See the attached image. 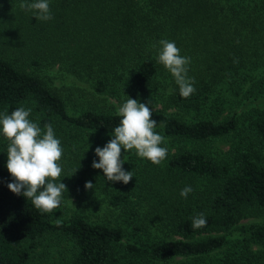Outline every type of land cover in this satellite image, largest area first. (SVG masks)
<instances>
[{
	"label": "trees",
	"instance_id": "trees-1",
	"mask_svg": "<svg viewBox=\"0 0 264 264\" xmlns=\"http://www.w3.org/2000/svg\"><path fill=\"white\" fill-rule=\"evenodd\" d=\"M22 2L0 0V114L23 106L51 124L62 198L99 192L117 219H56L12 193L0 134V264H27L50 234L70 244L59 264H264V0H49V21ZM161 40L190 58L188 98L158 62ZM128 98L161 104L151 119L168 154L160 165L121 154L125 185L91 160L121 119L105 103ZM236 134L222 161L192 146ZM199 213L207 224L194 229Z\"/></svg>",
	"mask_w": 264,
	"mask_h": 264
},
{
	"label": "clouds",
	"instance_id": "clouds-1",
	"mask_svg": "<svg viewBox=\"0 0 264 264\" xmlns=\"http://www.w3.org/2000/svg\"><path fill=\"white\" fill-rule=\"evenodd\" d=\"M20 8L32 12L36 20L53 19L49 0H34L31 3L24 0ZM159 44L158 62L174 77L180 95L183 98L190 97L196 91L194 79L188 77L190 58L181 56L175 42L161 40ZM149 104L150 101L145 104L128 98L117 109L116 114L121 119L114 129L113 138L103 148L95 149L99 162L94 160L92 167L102 170L108 181H122L127 185L133 178L132 171L123 169L122 149L124 152L135 150L138 157L154 165H160L166 159L168 150L160 146L165 143V138L154 131L157 122L151 119ZM30 113L31 109L26 110L21 106L10 115L0 114V134L9 141L6 167L13 178L7 187L12 193L31 200L37 210L52 213L60 207L62 194L67 191L65 184L56 182L62 174L60 161L63 148L52 125L46 124L42 131L37 123L29 119ZM93 187L90 181L86 182V190H92ZM192 191L191 186H185L180 195L186 198ZM206 224L203 213L192 219L194 229Z\"/></svg>",
	"mask_w": 264,
	"mask_h": 264
},
{
	"label": "rangeland",
	"instance_id": "rangeland-1",
	"mask_svg": "<svg viewBox=\"0 0 264 264\" xmlns=\"http://www.w3.org/2000/svg\"><path fill=\"white\" fill-rule=\"evenodd\" d=\"M57 81L58 79H56L55 82ZM153 101L154 99L150 101L149 104L151 109L162 108L160 103H156ZM148 103L149 101H147L145 104ZM105 104L107 106L113 107L116 112L117 109L123 105V103L116 104V102L112 100H108ZM111 139L112 138H110V140ZM245 141L247 140L245 139ZM1 142L2 141H0V143ZM239 142L240 135L236 134L229 140L205 141L194 144L192 146L194 147V150L203 152L205 155L213 158L216 161H222L227 158L226 154L230 151V149L237 147ZM245 147L246 146H242V148ZM130 151L134 152V150ZM130 151H128L129 154ZM121 154L125 155L126 152L122 150ZM260 154L264 155V150H261ZM93 161L94 160H91V163H93ZM101 196L102 194L97 192V194L89 195L82 193L69 198H62L60 207H58L54 212V217L56 219H67L71 215L77 213L86 215L92 221L108 220L111 222H115L117 216H115V213H112L111 210L107 208ZM247 221L257 222L260 221V218H250L248 220H242V223H245ZM70 251L71 248L69 242L57 235L50 234L45 236L41 240L40 244L35 248V250L29 253V260L27 264H59L68 259V257L70 256Z\"/></svg>",
	"mask_w": 264,
	"mask_h": 264
}]
</instances>
